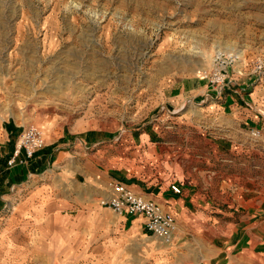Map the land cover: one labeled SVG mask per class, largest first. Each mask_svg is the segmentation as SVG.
Masks as SVG:
<instances>
[{"label":"rangeland","instance_id":"1","mask_svg":"<svg viewBox=\"0 0 264 264\" xmlns=\"http://www.w3.org/2000/svg\"><path fill=\"white\" fill-rule=\"evenodd\" d=\"M221 53L235 58L227 71L236 92L247 94L239 82L253 76L254 94L251 100L245 96L244 104L257 125L239 124L220 110L216 101L221 98L170 105L163 99L167 84L201 76ZM259 61L262 69L256 70ZM7 119L22 129L42 127L46 143L62 130H72L77 138L90 130L87 145L94 142L93 132L104 133L105 143L118 146L123 156L133 150L128 136L136 139L145 130L181 147L198 140L205 150L209 143L200 141L195 126L202 122L207 126L200 129L230 133L242 144L225 146L203 161L176 154L170 162L184 159L187 167L198 160L200 167L212 168L202 173L206 182L211 178L264 193V0H0V124ZM257 129L259 134L251 135ZM210 134L220 136L205 137ZM95 144L82 151L93 155ZM88 165L79 159L70 168L85 166L94 176L95 161ZM83 174L77 176L85 181ZM14 205L6 202L11 212H0V262L28 254L24 264H49L42 255L43 263L37 260L32 241L15 231L19 209ZM10 221L14 231L8 234ZM174 249L186 254L189 264L206 258L196 235L179 240Z\"/></svg>","mask_w":264,"mask_h":264},{"label":"crops","instance_id":"2","mask_svg":"<svg viewBox=\"0 0 264 264\" xmlns=\"http://www.w3.org/2000/svg\"><path fill=\"white\" fill-rule=\"evenodd\" d=\"M252 77L239 82L241 88L247 87V94L236 92V85L228 86L216 103L220 110L236 116L239 124L253 126L258 123L253 117L256 115L245 106L254 94ZM206 94L213 96L214 91L201 75L190 81L170 82L165 86L163 99L169 105L181 99L201 103L211 100ZM0 125V212H11L6 210V202L12 208L16 203L19 212L15 231L32 241L37 260L41 261L42 255L49 264H161L164 260L167 264H179L180 260L181 264H189L186 254L176 253L174 248L179 240L196 235L206 249V258L203 256L198 264H264V193L223 186L211 178L206 182L202 173L212 168L200 167L198 160L187 167L184 159L170 162L176 154L188 158L196 155L203 161L226 150L225 146H240L242 143L230 133L221 136L219 132L200 129L207 125L197 122L198 138L209 143L204 150L198 140L181 147L167 138L154 139L145 130L137 135V140L128 136V147L133 150L123 156L118 146L105 143L109 140L104 133L98 136L93 132L94 142L87 145L90 130L77 138L68 129L52 135L25 163L18 161L24 157L20 153L16 163L8 166L7 159L13 154L22 126L10 119ZM208 133L221 138L211 134L205 137ZM95 143L99 147L93 155L82 151ZM79 159L85 166L95 161L94 176L86 173L89 169L85 166L71 170L70 165ZM79 174L87 175L85 181ZM113 180L144 191L174 215L178 224L174 237L163 241L145 230L142 216H117L107 207L95 204ZM172 184H177L181 192L172 191ZM75 187L83 190L77 192ZM10 223L5 227L8 234L14 231ZM27 255L5 263L24 264Z\"/></svg>","mask_w":264,"mask_h":264},{"label":"built area","instance_id":"3","mask_svg":"<svg viewBox=\"0 0 264 264\" xmlns=\"http://www.w3.org/2000/svg\"><path fill=\"white\" fill-rule=\"evenodd\" d=\"M235 60L234 57L224 54L215 55L209 70L202 72L203 79L213 89L214 95L207 98L216 99L221 96L224 88L229 86L228 67ZM256 70L262 69V61L256 65ZM259 130H252L251 135L257 136ZM46 144L44 130L35 124L24 126L16 139V144L11 157L7 159V165L12 166L17 161V156L23 153L24 157L18 158L20 163H25L32 158L34 153ZM109 190L100 198L99 204L110 208L117 215L142 216L145 230L163 241H169L178 231L175 216L168 212L160 202L154 200L147 193L135 190L123 181L113 180L109 182ZM13 188H11L12 190ZM170 189L176 193L181 190L177 184H172Z\"/></svg>","mask_w":264,"mask_h":264},{"label":"bare ground","instance_id":"4","mask_svg":"<svg viewBox=\"0 0 264 264\" xmlns=\"http://www.w3.org/2000/svg\"><path fill=\"white\" fill-rule=\"evenodd\" d=\"M241 54H243V50L238 49V55H241Z\"/></svg>","mask_w":264,"mask_h":264}]
</instances>
